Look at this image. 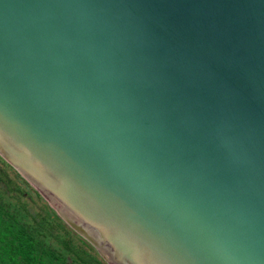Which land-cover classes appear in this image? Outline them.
<instances>
[{"label": "water", "instance_id": "95a60500", "mask_svg": "<svg viewBox=\"0 0 264 264\" xmlns=\"http://www.w3.org/2000/svg\"><path fill=\"white\" fill-rule=\"evenodd\" d=\"M0 155L109 264H264V0H0Z\"/></svg>", "mask_w": 264, "mask_h": 264}, {"label": "trees", "instance_id": "16d2710c", "mask_svg": "<svg viewBox=\"0 0 264 264\" xmlns=\"http://www.w3.org/2000/svg\"><path fill=\"white\" fill-rule=\"evenodd\" d=\"M0 264H109L0 155Z\"/></svg>", "mask_w": 264, "mask_h": 264}, {"label": "rangeland", "instance_id": "374dc122", "mask_svg": "<svg viewBox=\"0 0 264 264\" xmlns=\"http://www.w3.org/2000/svg\"><path fill=\"white\" fill-rule=\"evenodd\" d=\"M33 186V185H32ZM34 187V186H33ZM36 190H38L36 187H34ZM39 191V190H38ZM40 192V191H39ZM41 193V192H40ZM42 194V193H41ZM42 196H43V198L49 203V205L51 206V207H53V204L48 200V198L45 196V195H43L42 194ZM54 209H55V207H53Z\"/></svg>", "mask_w": 264, "mask_h": 264}]
</instances>
